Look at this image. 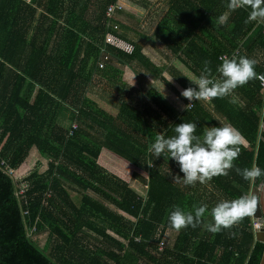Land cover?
Wrapping results in <instances>:
<instances>
[{
    "label": "trees",
    "instance_id": "16d2710c",
    "mask_svg": "<svg viewBox=\"0 0 264 264\" xmlns=\"http://www.w3.org/2000/svg\"><path fill=\"white\" fill-rule=\"evenodd\" d=\"M117 1L0 0V164L5 161L19 172L34 147L48 159L46 170H34L25 180H15L0 165L1 264H260L264 242L256 240L252 215L212 233L203 227L211 222L209 214L196 227L168 236L175 230L168 220L174 207L191 210L206 203L162 171H170L165 163L173 167L176 162L148 152L149 130L169 136L166 131L176 123L194 122L202 135L211 116L201 103L193 100L168 121L155 117L149 104L142 109L122 97L114 113L90 97L97 91L92 78L109 31L106 10ZM171 2L179 18L166 17L154 34L181 53L197 76L207 60L211 75L219 78L216 69L224 54L264 55V20L248 21L249 9L230 10L228 0ZM187 9L193 14L188 22ZM73 14L85 22L84 32L70 25ZM221 14L224 22L218 20ZM115 34L128 41L122 31ZM174 37L184 41L171 47ZM188 39L194 43L184 45ZM133 45L132 54L108 46L109 61L150 64ZM209 102L249 142L238 145L233 167L212 177L211 188L230 199L256 192L264 177L250 184L236 169L251 168L253 162L264 168V88L255 77L230 96ZM67 109L73 121L68 127L58 121ZM73 123L77 128L70 135ZM104 148L142 171L143 182L133 185L102 167Z\"/></svg>",
    "mask_w": 264,
    "mask_h": 264
},
{
    "label": "crops",
    "instance_id": "0c3cea01",
    "mask_svg": "<svg viewBox=\"0 0 264 264\" xmlns=\"http://www.w3.org/2000/svg\"><path fill=\"white\" fill-rule=\"evenodd\" d=\"M123 2L125 4V10L120 13V16L118 17L122 33L128 41L141 48L142 54L148 58L150 64H143L138 60L120 64L116 60L112 59L105 67V78L101 79L105 84H110L109 86L115 87L121 97L116 94L114 95L115 97L111 96L112 98H109V96L106 99L98 95V92H100L99 88H102L99 83L101 80L99 79V75H97L99 72L94 74L96 75V78H94L92 82L97 91L94 92V94H91L90 97L96 103L107 108L109 111H113L114 113L117 112L115 104H117L119 102L118 100L122 97V99L130 101L140 108L149 104L155 117L158 114L161 118H163L162 120L171 121V116L182 113V106L188 104L189 102L187 98L180 95L181 90L184 89L183 84H185V86L195 87V84L191 83L189 79H195L198 77L191 70V68L185 64L181 53H173L172 50L167 48L162 40L154 34L155 29L163 19L168 17L173 21L175 18L177 19L178 16L176 13L173 14L175 11L170 8L172 4L171 0H164V2L163 0H125ZM188 10L189 9H187V22L191 19V15H193L190 11L188 12ZM76 17L82 19L77 14H73L70 17L69 23L73 28L81 31L82 29L80 26L79 29L76 27V25H80V20L77 24H73ZM189 17L190 19L188 20ZM181 39L182 38L179 37L170 39L171 47L181 44L184 41ZM188 43L194 42H191V40L188 39L185 41L184 45H187ZM195 44L197 45V43ZM253 59L256 61L254 69L264 71V55H256ZM99 69L100 71L103 70L101 68H98V70ZM27 85L28 82L25 83L22 90L23 93H25ZM34 89V92L31 94V100L36 94L37 88ZM197 101L207 110L206 113H209L211 116L206 118L203 122L204 129L207 126H216L218 123L229 124L214 110L209 100ZM102 102L104 104H102ZM159 118L156 119L159 121ZM158 121L155 126L159 125ZM149 131L150 136L154 135L156 137L158 134L161 135V133L158 132L159 130L150 129ZM166 134L169 136L174 135L173 128L167 130ZM241 142L245 146H248L249 144L243 136ZM33 158H36L37 160L33 161L34 164H31V160ZM41 158L45 159L40 156L36 147L32 148L29 156L21 166L24 173L27 175L30 174V172L32 173L34 170H39L40 172L46 170L47 163L44 162L46 160L42 161ZM99 164L109 172H112L126 181L132 180L130 177H133V171L140 172V177L138 179H140L141 182H143V177H145V174L142 171L135 169L126 160L106 148L102 150ZM164 167L166 169L169 168L170 171L165 169H162V171L170 176V179L174 184H177L185 192H191V194L196 198L206 203L209 209L220 201L218 200L219 198L221 200L230 199L221 193H216L211 188L210 180L203 184L196 182L194 185H187L183 183L182 178L173 179L175 175H180L181 177L183 176V173L179 171V165L177 163L173 167L170 164L168 165L165 163ZM259 189L260 188L258 187V190L254 193H258L260 191ZM214 195H217L218 197L215 198ZM95 196L96 195L93 197L104 202L103 199ZM111 208H113V206H111ZM172 231L177 230H169L168 236L173 235Z\"/></svg>",
    "mask_w": 264,
    "mask_h": 264
},
{
    "label": "clouds",
    "instance_id": "9594fccd",
    "mask_svg": "<svg viewBox=\"0 0 264 264\" xmlns=\"http://www.w3.org/2000/svg\"><path fill=\"white\" fill-rule=\"evenodd\" d=\"M227 8H247L248 21L264 20V0H228ZM225 18V14H221L218 20L224 22ZM208 63L207 60L203 62L198 77L189 79L195 87L189 86L181 90L180 95L190 101L182 106L183 110H188L193 100L208 101L230 96L234 89L259 75L254 69L256 61L246 56L223 58L216 69L219 78L211 75ZM196 128L194 122L176 123L174 135L158 134L147 149L155 158L164 157V160L175 161L183 176L175 175L173 179L182 178L187 185H194L196 182L203 184L214 176L226 175L227 170L233 167V161L239 153L238 145L242 140L241 133L230 124L207 126L202 135L196 134ZM236 171L250 184L264 177V168L257 166L255 162L251 168H237ZM258 204L264 206V194L250 190L234 199H222L210 210L203 203L193 204L191 210L174 207L168 220L170 226L179 231L196 227L201 224L202 218L210 214L211 222L204 223L203 227L216 233L251 216Z\"/></svg>",
    "mask_w": 264,
    "mask_h": 264
},
{
    "label": "built area",
    "instance_id": "2783aa9c",
    "mask_svg": "<svg viewBox=\"0 0 264 264\" xmlns=\"http://www.w3.org/2000/svg\"><path fill=\"white\" fill-rule=\"evenodd\" d=\"M124 3L122 0H118L116 3L111 4L108 6L107 10H106V16L108 19V29L109 31L107 32L106 36H105V41H104V46L101 48V54H100V58L97 62V67L98 68H104L106 63L109 61L110 57H109V52L107 50L108 46H112L116 49H119L127 54H132L134 51V45L128 41H126L125 39H122L119 35L115 34V32L118 33V30H120V26L119 23H117L115 20L118 19V16L120 15V13L123 12L124 9ZM115 31V32H114ZM240 52L239 50L235 51L231 56L230 55H226L224 54L223 56H221V59L227 57V58H231L233 55H235L236 57L239 56ZM260 81L261 86L264 88V74L263 73H259L258 77H257ZM192 106V104H191ZM190 106V107H191ZM77 128V124L73 123L71 126V130H70V135L73 134V130ZM3 169L11 176L13 177L15 180H23V178H21L20 176L18 177L17 175V171L15 169H12L11 167H9V165L5 162L2 161L0 164ZM23 184V183H22ZM27 185L24 184L21 187V190L19 191V194H23L25 192ZM253 228L256 229L259 226V223L257 222V220H253L252 222ZM165 247L164 243L161 242L160 243V248L163 249Z\"/></svg>",
    "mask_w": 264,
    "mask_h": 264
},
{
    "label": "rangeland",
    "instance_id": "374dc122",
    "mask_svg": "<svg viewBox=\"0 0 264 264\" xmlns=\"http://www.w3.org/2000/svg\"><path fill=\"white\" fill-rule=\"evenodd\" d=\"M122 1H125V0H122ZM163 2H164V0H163ZM124 3V2H123ZM166 4V3H165ZM125 10V5H124V9H123V11ZM173 11H174V9H173ZM176 12H173V14H175ZM120 16V15H119ZM118 16V17H119ZM177 16H178V18H179V14H177ZM79 20L81 21L80 22V25H76V27L79 29V26L81 27V31L82 32H84L85 31V29H86V24H85V22L82 20V19H79L78 17H76V20H75V22L73 23V24H77L78 22H79ZM121 24H119V26H120ZM122 30H121V26H120V30H118V32L120 33ZM149 45H150V43H149ZM108 63V62H107ZM107 63H106V65H107ZM106 65H105V67H106ZM105 67L104 68H102L103 70L102 71H100V69L98 70V67L95 69V72H94V74H96L97 72H99V73H97V75H99V79L101 80V81H99V80H97V81H99V83H100V85L102 86V88H99L100 89V92H98V95L100 96V97H104V98H106L107 99V97H109V98H112L114 95H119V97H121L120 96V93L117 91V89L115 88V87H112V86H109V85H107V84H105L103 81H102V79L101 78H105V75H104V73H105ZM93 74V78H92V82H93V80H94V78H96L95 76L96 75H94ZM108 75H110V74H108ZM79 79H77L76 80V82H75V84H74V86H73V88L71 89V91H70V95L67 97V100H66V103L68 104V105H71V103H72V100H73V98H74V94H75V91H76V87L78 86V84H79ZM102 90V91H101ZM112 96V97H111ZM115 97V96H114ZM109 100H111V99H109ZM115 101V100H114ZM102 104H104L103 102H102ZM112 104H113V102H112ZM72 110H70V109H67V110H65L61 115H60V117H59V119H58V121L60 122V123H62L64 126H69L73 121H72ZM155 136L154 135H152L151 136V139H152V141H154V138ZM42 159V158H41ZM37 159L36 158H33L32 160H31V164H34L33 163V161H36ZM43 160H46V161H44L45 163H47V161H48V159H42V161ZM39 163V162H38ZM110 169V168H109ZM111 170V169H110ZM133 173V177H130L132 180L130 181L131 182V184H133L134 185V182L135 183H138L137 181H139V182H141L140 181V179H138L139 177H140V172H132ZM30 174H31V172H30ZM30 174H25L24 173V171H23V169L21 168L20 169V171L18 172L17 171V175H18V177L20 176L21 178H23L24 180H25V178L28 176V175H30ZM26 175V176H25ZM142 183V182H141ZM93 194V193H92ZM72 196L75 198V200H77L78 198V195L75 193V192H72ZM95 197H99V196H95ZM99 198H101V197H99ZM115 209V208H114ZM46 238V236H44V239Z\"/></svg>",
    "mask_w": 264,
    "mask_h": 264
},
{
    "label": "water",
    "instance_id": "95a60500",
    "mask_svg": "<svg viewBox=\"0 0 264 264\" xmlns=\"http://www.w3.org/2000/svg\"><path fill=\"white\" fill-rule=\"evenodd\" d=\"M260 191L258 193L264 194V183L259 187ZM255 220L259 223L258 228L256 229V240L264 242V206L258 204L256 211L253 213ZM1 264V259H0ZM260 264H264V252L260 261Z\"/></svg>",
    "mask_w": 264,
    "mask_h": 264
}]
</instances>
